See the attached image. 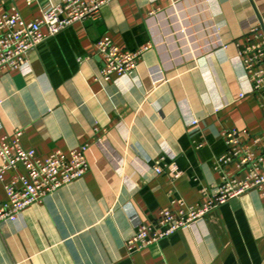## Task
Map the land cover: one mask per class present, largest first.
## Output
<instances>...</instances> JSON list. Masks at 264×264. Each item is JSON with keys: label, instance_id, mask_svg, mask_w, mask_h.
I'll return each mask as SVG.
<instances>
[{"label": "crops", "instance_id": "0c3cea01", "mask_svg": "<svg viewBox=\"0 0 264 264\" xmlns=\"http://www.w3.org/2000/svg\"><path fill=\"white\" fill-rule=\"evenodd\" d=\"M58 1L0 0V17L15 7L33 21ZM262 17L264 0H116L39 44L23 72L0 74V140L20 130L41 160L86 145L90 167L0 224V264H264L256 190L147 249H126L139 224L172 201L203 203L201 190L220 183L222 130L264 132L237 55ZM105 37L121 50L149 48L133 72L105 81L96 48ZM253 150L264 156L262 145ZM170 163L177 180L155 174Z\"/></svg>", "mask_w": 264, "mask_h": 264}, {"label": "built area", "instance_id": "2783aa9c", "mask_svg": "<svg viewBox=\"0 0 264 264\" xmlns=\"http://www.w3.org/2000/svg\"><path fill=\"white\" fill-rule=\"evenodd\" d=\"M24 1L29 5L37 2ZM114 1L59 0L33 21H25L13 7L0 17V74L23 72L27 54L39 44L74 24L98 19L101 9ZM243 37L245 44L237 46V55L250 84V93L256 98L264 117V17ZM96 48L103 58L100 75L109 81L115 76L133 72L149 47L125 51L105 37L96 42ZM21 136V131L15 130L0 140V190L4 196V199L0 198V224L15 222L27 208L81 179L90 168L85 156L86 145L67 156L53 152L41 160L34 150L22 147ZM221 138L226 151L213 163L214 171L220 175V183L210 191L206 188L201 190L203 203L190 206L182 200L172 201L174 208L163 209L156 220L139 224L132 238L126 242L130 254L147 249L179 230L191 228L211 211L252 190L264 191V156L253 150L256 145L264 147V132L255 135L232 127L222 130ZM153 170L157 175L165 174L172 181L181 175L174 163L163 168L154 167Z\"/></svg>", "mask_w": 264, "mask_h": 264}]
</instances>
